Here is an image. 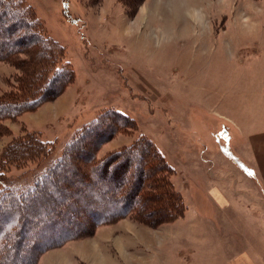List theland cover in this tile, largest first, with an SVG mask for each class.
Returning a JSON list of instances; mask_svg holds the SVG:
<instances>
[{"label":"rangeland","instance_id":"obj_1","mask_svg":"<svg viewBox=\"0 0 264 264\" xmlns=\"http://www.w3.org/2000/svg\"><path fill=\"white\" fill-rule=\"evenodd\" d=\"M24 1L37 19L36 32L62 47L61 65L73 78L56 96L0 120V159L29 135L52 147L46 158L21 167L0 165L5 185L31 186L46 159L61 155L78 132L116 110L132 122L111 125L95 162L144 136L173 169L162 177L181 197L177 207L164 197L159 203L149 178L130 213L107 214L105 223L93 222L37 263L264 264L263 191L258 210L251 206L238 217L235 209L219 206L218 191L207 186V180L220 184L227 176L225 163L255 180L231 142L237 111L264 103V0ZM5 24L1 19L0 36L11 40ZM37 47L0 50V101L33 98L29 83L37 75L35 83L46 87L54 68L36 59ZM132 182L129 174L110 193L121 197Z\"/></svg>","mask_w":264,"mask_h":264},{"label":"trees","instance_id":"obj_2","mask_svg":"<svg viewBox=\"0 0 264 264\" xmlns=\"http://www.w3.org/2000/svg\"><path fill=\"white\" fill-rule=\"evenodd\" d=\"M1 19L6 20L5 31L11 32L13 38L0 36V50L14 45L38 46L36 59L45 61L48 67L53 66L54 72L47 78L45 88L44 84L35 83L38 75L32 77L29 84L35 90L33 98L27 96L16 103L0 101V120L33 107L41 99L56 96L61 86L73 78V74L61 65L62 47L36 32L37 19L24 0H0ZM31 69L34 67L27 71ZM39 90L43 95L38 94ZM129 121L132 122L129 116L116 110L105 112L104 122L95 121L87 130L78 132L61 155L53 160L46 159L48 164L29 187L14 190L0 177V264H37L41 254L83 234L93 222L105 223L110 218L107 214L130 213L132 202L149 178L150 188L157 191L155 198L159 203L164 197L169 206L180 204V195L173 190L170 181L163 178L171 175L173 169L144 136L125 147L123 153L114 154L99 164L95 162V153L110 136L111 125L116 122L124 125ZM29 136L31 139L10 146L0 159L1 166L7 164L16 168L23 166L21 164L28 159L47 157L52 147L38 136ZM140 159L145 162L142 166L136 164ZM129 174L133 177L129 193L121 197L110 193L120 187ZM96 179L102 182L94 184ZM160 184L167 191L160 193ZM148 198L143 196L147 201ZM166 204H159V208L164 209ZM72 228L79 229V232Z\"/></svg>","mask_w":264,"mask_h":264},{"label":"crops","instance_id":"obj_3","mask_svg":"<svg viewBox=\"0 0 264 264\" xmlns=\"http://www.w3.org/2000/svg\"><path fill=\"white\" fill-rule=\"evenodd\" d=\"M241 111L244 112L243 119ZM237 113H239L238 119L241 118L236 125L237 128L233 129L232 149L238 159L247 168L252 169L255 180L247 176L245 178L242 172L236 168L232 169L225 163L227 176H224L220 184L207 180V186L208 189L215 188L218 191L220 199L216 200V203L219 206L225 207L226 210L235 209L239 217L249 211L251 206H253L252 211H257L256 206L260 207L261 191L264 193V103H256L251 109L245 108L238 110ZM73 264H85V262L77 260Z\"/></svg>","mask_w":264,"mask_h":264},{"label":"bare ground","instance_id":"obj_4","mask_svg":"<svg viewBox=\"0 0 264 264\" xmlns=\"http://www.w3.org/2000/svg\"><path fill=\"white\" fill-rule=\"evenodd\" d=\"M158 68V67H157Z\"/></svg>","mask_w":264,"mask_h":264}]
</instances>
